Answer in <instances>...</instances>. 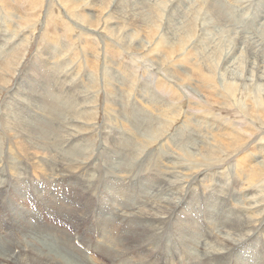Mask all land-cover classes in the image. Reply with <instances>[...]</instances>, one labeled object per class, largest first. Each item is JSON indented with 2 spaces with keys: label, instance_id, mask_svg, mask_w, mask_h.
<instances>
[{
  "label": "rangeland",
  "instance_id": "1",
  "mask_svg": "<svg viewBox=\"0 0 264 264\" xmlns=\"http://www.w3.org/2000/svg\"><path fill=\"white\" fill-rule=\"evenodd\" d=\"M263 49L264 0H0V264H264Z\"/></svg>",
  "mask_w": 264,
  "mask_h": 264
},
{
  "label": "bare ground",
  "instance_id": "2",
  "mask_svg": "<svg viewBox=\"0 0 264 264\" xmlns=\"http://www.w3.org/2000/svg\"><path fill=\"white\" fill-rule=\"evenodd\" d=\"M144 1V0H143ZM191 1V0H190ZM118 2V1H117ZM141 3V2H140ZM202 3V2H201ZM124 4V3H123ZM125 5V4H124ZM216 5V4H215ZM218 5V4H217ZM126 6V5H125ZM118 7V6H117ZM222 10H223V8H221ZM140 11V10H139ZM219 12V11H218ZM137 13V12H136ZM176 13V12H175ZM121 14V13H120ZM179 14V13H178ZM176 15V14H175ZM216 16H217V14H216ZM137 18V17H136ZM151 18V17H150ZM178 18V17H177ZM217 18H218V16H217ZM182 19V18H181ZM222 19V18H221ZM234 19V18H233ZM223 20V19H222ZM221 21V20H220ZM212 24V23H211ZM176 29V28H175ZM175 29H173L174 31H176ZM220 29V28H219ZM225 29V28H224ZM229 31V30H228ZM242 32V31H241ZM221 33V32H220ZM240 36V35H239ZM246 39V41H247V39L248 38H245ZM244 39V40H245ZM243 40V41H244ZM248 42V41H247ZM251 42H252V40H251ZM256 42V41H255ZM254 42V43H255ZM253 43V42H252ZM259 44L261 43V42H258ZM263 44V43H262ZM233 45V44H232ZM250 45V44H249ZM256 45V44H255ZM242 46V45H241ZM251 46H253V45H251ZM261 46V45H260ZM255 47V46H254ZM197 48V47H196ZM256 48V47H255ZM262 48V47H261ZM259 49V48H258ZM262 50V49H261ZM264 50V49H263ZM258 52H260V51H258ZM253 53V52H252ZM230 55V54H229ZM254 56H255V54H254ZM49 57V56H48ZM233 57V56H232ZM261 56H259V58H260ZM257 58V57H256ZM39 59V58H38ZM248 59V58H247ZM258 59V58H257ZM264 59V58H263ZM255 61V60H254ZM260 61V60H259ZM258 61V62H259ZM227 62V61H226ZM232 62V61H231ZM228 63V62H227ZM230 63V62H229ZM236 63V62H235ZM262 64L264 63V61L263 62H261ZM253 64V63H252ZM261 64V65H262ZM231 65V64H230ZM232 66V65H231ZM236 66V65H235ZM253 66V65H252ZM256 66V65H255ZM53 67V66H52ZM251 67V66H250ZM232 68H233V66H232ZM259 68V67H258ZM228 69V68H227ZM235 69H236V67H235ZM255 69V67H253V70ZM260 69H263V67L261 66L260 67ZM253 70H249V72H251L252 73V71ZM232 71V70H231ZM230 71V72H231ZM237 71V70H236ZM234 72V71H233ZM248 72V71H247ZM259 72V71H258ZM239 74V73H238ZM232 75V74H231ZM229 76V75H228ZM227 76V77H228ZM232 76H234V75H232ZM235 76H236V74H235ZM263 76V75H262ZM236 78V77H235ZM258 78H259V76H258ZM251 79V78H250ZM264 79V78H263ZM250 81V80H249ZM22 83V82H21ZM197 83V82H196ZM25 84V83H24ZM221 84V83H220ZM29 87V86H28ZM33 90V89H32ZM31 92V91H30ZM45 93V92H44ZM27 97V96H26ZM34 97V96H33ZM29 103V102H28ZM53 105V104H52ZM84 110V109H83ZM47 127V126H46ZM31 133V132H30ZM36 134V133H35ZM39 136V135H38ZM31 138V137H30ZM12 140V139H11ZM29 140V139H28ZM35 140V139H34ZM41 140V139H40ZM12 142V141H11ZM16 142V141H15ZM28 143V142H27ZM21 144V143H20ZM1 145V144H0ZM30 147V146H29ZM34 147V146H33ZM253 147V146H252ZM1 148V147H0ZM30 149V148H29ZM118 152V151H117ZM131 152V151H130ZM142 154V153H141ZM137 157V156H136ZM259 159V158H258ZM225 160V159H224ZM37 161V160H36ZM19 179V178H18ZM160 190V189H159ZM166 190V189H165ZM57 191V190H56ZM39 193V192H38ZM60 196V195H59ZM59 196H57V197H59ZM43 197V196H42ZM44 198V197H43ZM48 198V197H47ZM165 198V197H164ZM46 199V198H45ZM52 199V198H51ZM62 199V198H61ZM24 201H25V203H23L24 205H23V207L25 208V210H27V211H30L31 209L28 207V197H26V195H25V198H24ZM252 201V200H251ZM34 202V204L37 206V208H38V203H39V201H38V199H37V196L35 195V200L33 201ZM219 202V201H218ZM47 203V202H46ZM45 203V204H46ZM159 203V202H158ZM160 203H161V201H160ZM51 204V203H50ZM62 204V203H61ZM152 204V203H151ZM162 204V203H161ZM156 205V204H155ZM213 205V204H212ZM217 205V204H216ZM46 206V205H45ZM143 206V205H142ZM151 206V205H150ZM158 206V205H157ZM156 206V207H157ZM161 206V205H160ZM47 207H48V205H47ZM162 207H164L161 211H159V212H161L162 214L161 215H163L164 216V214L166 213V211H168V209L170 210V208H169V206L168 205H165V206H162ZM212 207V206H211ZM51 208H52V206H51ZM55 208V207H54ZM53 208V209H54ZM57 208H58V206H57ZM107 208H108V206H107ZM113 208V207H112ZM213 208V207H212ZM218 208V207H217ZM242 209V208H241ZM41 210V209H40ZM40 210H39V208H38V211L40 212ZM118 210V209H117ZM152 210H154V209H152ZM218 210V209H217ZM19 211H21L20 209H19ZM42 212H44L43 210H41ZM31 212L32 213H30L29 214V217H32V220H33V225H31L30 224V219L29 218H27V223H28V225L30 226V228L32 229V230H34L35 232H32V238L33 239H35V240H38V238L40 237L41 239H42V241L45 243V244H48V245H53V246H56V243H55V239H53L52 238V236H51V234L49 233V229L47 228V227H43V226H41L40 225V223H39V221L40 220H38V219H36L35 217H36V215H34V212L31 210ZM47 212V211H46ZM49 212V211H48ZM47 212V213H48ZM156 212V211H155ZM214 212H216V210L214 211ZM224 212V211H223ZM229 212V211H228ZM141 213V212H140ZM222 213V212H221ZM154 214V213H153ZM144 215V214H143ZM155 215H157L158 217L159 216H161V215H158V214H155ZM214 215H215V213H214ZM141 216V215H140ZM151 216V215H150ZM149 216V218H151ZM166 216V215H165ZM165 216L164 217H160V218H163V219H165ZM223 216H226V215H223ZM19 217V216H18ZM34 217V218H33ZM37 217H39V218H41V213H39V214H37ZM154 217V216H153ZM23 218V217H22ZM22 218H21V220H22ZM43 218V217H42ZM41 218V219H42ZM144 218H145V216H144ZM216 218V217H215ZM229 218H230V216H229ZM232 218V217H231ZM234 219V218H233ZM20 220V221H21ZM43 220V219H42ZM228 220V219H227ZM52 221L55 223V228H56V230L58 231L59 229L61 230V232H64L66 235H68V232H67V230H68V228L70 229V231L72 232V234H73V242H75V244H76V248L79 250V251H81V252H83V253H85V254H87L89 257H91L92 256V254H93V251L92 250H90L87 246H84L81 242H80V236L76 233V230H75V228H73V226H70L69 227V224H68V220H66L64 217H62V216H58L57 215V213H55L54 215H53V219H52ZM233 221V220H232ZM245 221V220H244ZM26 222V221H25ZM109 222V220H107L106 221V223H105V225H107V223ZM238 223V222H237ZM240 223V222H239ZM244 223V222H243ZM261 223V222H260ZM247 224V223H246ZM43 225V224H42ZM45 225H46V222H45ZM47 226H51L50 224H48L47 223ZM58 226V227H57ZM241 226V225H240ZM20 227V226H19ZM108 227V226H107ZM197 227V226H196ZM21 228V227H20ZM35 228H37V231H39V229L41 230L40 232H37L36 231V229ZM248 228H249V226H248ZM26 229V228H25ZM195 229V228H194ZM243 229V228H242ZM252 229V228H251ZM29 230V229H28ZM31 231V230H30ZM237 232V231H236ZM0 233H2L1 232V230H0ZM22 233V232H21ZM53 233L54 234H56V231H55V229H53ZM58 233H60L59 231H58ZM193 237H194V239H193V243H195L197 240H198V245H200V238H202V237H199L197 234H196V232L195 231H193ZM232 233V232H231ZM24 234V233H23ZM30 234V233H29ZM218 234V233H217ZM31 235V234H30ZM219 235V234H218ZM69 236V235H68ZM105 236V235H104ZM4 236L2 235L1 236V239L3 238ZM56 237V236H55ZM70 237V236H69ZM219 237V236H218ZM31 238V239H32ZM77 240H79V241H76V239ZM240 238V237H239ZM242 238V237H241ZM15 239H16V237H15ZM63 240V239H62ZM112 241V240H111ZM69 243V242H68ZM59 244V243H58ZM194 245V244H193ZM198 247V246H197ZM63 253V252H62ZM88 253H91V254H88ZM56 255H58V254H56ZM60 255V254H59ZM78 256V255H77ZM67 257V256H66ZM65 257V258H66ZM59 258V257H58ZM67 260H68V263L67 264H76L75 263V261H74V259L72 258V257H68L67 258ZM19 261V260H18ZM60 261V260H59ZM77 261V260H76ZM33 262V261H32ZM3 264V263H2ZM13 264V263H12ZM193 264V263H192ZM195 264H199L198 262H196Z\"/></svg>",
  "mask_w": 264,
  "mask_h": 264
},
{
  "label": "built area",
  "instance_id": "3",
  "mask_svg": "<svg viewBox=\"0 0 264 264\" xmlns=\"http://www.w3.org/2000/svg\"><path fill=\"white\" fill-rule=\"evenodd\" d=\"M28 207H29L33 212L36 213V217H37V214H39L40 212L38 211V208H37V206L34 204L33 200H31V199L28 200ZM67 232H68V235L70 236V238L73 239V234H72V232L70 231L69 228H68ZM73 243H74V242H73Z\"/></svg>",
  "mask_w": 264,
  "mask_h": 264
}]
</instances>
